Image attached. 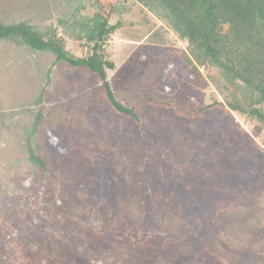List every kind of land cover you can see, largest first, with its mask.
Wrapping results in <instances>:
<instances>
[{
    "label": "rangeland",
    "instance_id": "1",
    "mask_svg": "<svg viewBox=\"0 0 264 264\" xmlns=\"http://www.w3.org/2000/svg\"><path fill=\"white\" fill-rule=\"evenodd\" d=\"M95 1L0 0V19L81 57L58 20ZM100 4L121 24L108 81L137 119L98 74L0 41V264H264V128L219 105L194 117L224 103L218 71L132 0Z\"/></svg>",
    "mask_w": 264,
    "mask_h": 264
},
{
    "label": "trees",
    "instance_id": "2",
    "mask_svg": "<svg viewBox=\"0 0 264 264\" xmlns=\"http://www.w3.org/2000/svg\"><path fill=\"white\" fill-rule=\"evenodd\" d=\"M132 1L186 43L185 60L189 66L218 71L220 79L216 86L225 97L224 103L205 106L194 117L219 105L264 128V0ZM95 2L99 10L90 18L82 15L86 7L79 5L69 20H58L71 31L68 35L87 49L84 56L72 54L58 30L41 31L29 22L7 24L0 19V41L27 47L32 52L51 53L55 64L67 63L98 74L115 109L137 119L134 108L116 99L108 81L107 71L114 65L108 60L105 47L121 24L111 25L101 13L100 0ZM37 131L36 124L32 134ZM28 151L33 163L45 169V162L32 145H28Z\"/></svg>",
    "mask_w": 264,
    "mask_h": 264
}]
</instances>
